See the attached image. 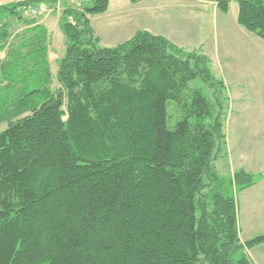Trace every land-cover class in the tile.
Here are the masks:
<instances>
[{
    "label": "trees",
    "instance_id": "16d2710c",
    "mask_svg": "<svg viewBox=\"0 0 264 264\" xmlns=\"http://www.w3.org/2000/svg\"><path fill=\"white\" fill-rule=\"evenodd\" d=\"M54 1L0 5V264H254L246 248L264 233L240 241L230 194L254 176L217 173L222 124L192 86L213 80L206 55L146 30L99 46L88 15L109 0H91L61 10L53 74L51 36L23 12ZM237 2L238 24L264 41V0Z\"/></svg>",
    "mask_w": 264,
    "mask_h": 264
},
{
    "label": "rangeland",
    "instance_id": "374dc122",
    "mask_svg": "<svg viewBox=\"0 0 264 264\" xmlns=\"http://www.w3.org/2000/svg\"><path fill=\"white\" fill-rule=\"evenodd\" d=\"M154 1L144 0V2H148L145 4ZM10 2H17V0H0V4ZM127 2L130 1L127 0ZM42 4L47 6L48 12L44 16L35 17V19L37 21H43L47 18L52 20V24L48 27L53 37L51 39L52 48L55 50L53 52L57 53L62 49L65 41V35L59 29L58 24L56 26L61 10L65 6H81L79 7L80 9L82 7H90L92 1L55 0L54 2ZM134 4L130 2L127 6L116 7V10H120V12L131 11L132 17L129 23L125 20H119L116 26L111 25L112 16L115 15L114 11L95 17V25L99 32L94 34L97 38L98 35L102 38L97 42L99 46L111 47L108 45L114 46L126 41L133 35L131 34L133 31L139 29L140 20L152 24L151 19L136 18L137 15L135 14L137 13H132L134 8H136ZM233 4L235 8L239 7L237 0H234ZM23 15L33 17L27 15L26 12H23ZM154 23L158 24L157 21ZM155 31L158 30L155 29ZM258 40L264 46V41L260 38ZM218 48L219 57L214 54L212 44H206L203 51H188L203 53L204 55L209 53L206 57L208 58V67L213 78V80L210 78H198L192 82V86L201 87L202 91L213 99L214 114L215 116L219 115V120L222 124L225 143L222 145L221 153L213 161V166L217 173L226 180L232 177L234 169L231 158L234 160L238 159L243 165L253 169V173H251L255 179L253 189L240 191L234 187L230 188V194L234 197L237 205L238 232L243 239L246 237L247 232H264V52L256 48L251 51L250 58L239 62L238 60L230 59V55L223 51L221 42H219ZM56 68L57 63L53 64L54 71ZM222 75L227 76V81L224 80ZM58 86L54 78L53 87L56 88ZM182 116L183 113L177 109L175 102L169 101L167 103V127L173 129ZM5 127V124H1L0 130Z\"/></svg>",
    "mask_w": 264,
    "mask_h": 264
},
{
    "label": "crops",
    "instance_id": "0c3cea01",
    "mask_svg": "<svg viewBox=\"0 0 264 264\" xmlns=\"http://www.w3.org/2000/svg\"><path fill=\"white\" fill-rule=\"evenodd\" d=\"M129 3L130 2H127V0H109L108 9L104 13L88 15L94 33L97 34L99 32V29L95 25V17L97 15L109 14L111 11H114L115 15L112 16L113 20L111 21V25L116 26L119 20H125L129 23L132 17L131 11L120 12V10H116V7L120 8L122 6H127ZM145 3L148 2L141 0L135 3L134 5H136V8H134L132 13H137L135 14L137 15L136 18L144 20L151 19L152 24L140 20L141 25L136 31L143 29L149 32L152 31L151 33L154 32L153 34L155 35L165 36L172 43L187 51H203L206 44H212L213 51L215 52L214 54L218 57V44L221 42L223 51L230 55V59L238 60L239 62H243L246 58H250L251 51L256 48L264 52V46L258 42L259 38L238 24V8H235L233 4L234 0H230L229 10L226 13L221 12L217 8L216 3L204 0H155L149 4ZM142 4L144 5L142 6ZM155 21H157L158 24L154 23ZM39 23L47 28L52 39L53 37L48 27L52 24V20L47 18L43 21H39ZM19 27L20 25L17 26V28ZM155 29L158 31H155ZM136 31H133L131 34L134 35ZM98 39L100 40L102 38L98 35ZM64 46L65 41L63 42L62 49L57 53L53 52L55 50H53L52 44L49 49L48 56L53 74L56 72V70L54 71L53 69V64H56L57 60L62 55ZM205 54L208 56L207 54L209 53ZM222 76L224 80L227 81V76ZM231 162H233V173L237 170H245L249 173H253V169L243 165L238 159L234 160L231 158ZM254 186L255 183L240 191L253 189ZM263 233L264 232H247L245 238L242 239L240 235L239 238L240 241L244 243ZM246 253L254 264H264V241L246 248Z\"/></svg>",
    "mask_w": 264,
    "mask_h": 264
},
{
    "label": "built area",
    "instance_id": "2783aa9c",
    "mask_svg": "<svg viewBox=\"0 0 264 264\" xmlns=\"http://www.w3.org/2000/svg\"><path fill=\"white\" fill-rule=\"evenodd\" d=\"M25 12L29 16L41 17V16H44L48 12V8L44 4L38 5L37 7L29 6Z\"/></svg>",
    "mask_w": 264,
    "mask_h": 264
}]
</instances>
